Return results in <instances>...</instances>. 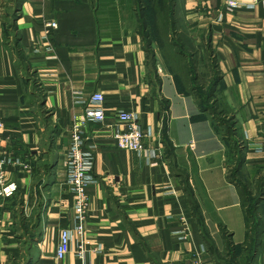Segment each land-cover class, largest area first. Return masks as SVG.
<instances>
[{
	"label": "crops",
	"instance_id": "1",
	"mask_svg": "<svg viewBox=\"0 0 264 264\" xmlns=\"http://www.w3.org/2000/svg\"><path fill=\"white\" fill-rule=\"evenodd\" d=\"M4 1L2 149L18 166L6 172L16 191L0 197V264L21 254L17 215L29 218L36 194L40 210L27 264H82L78 249L85 264H220L214 255L226 253V244L242 245L243 211L227 174L240 157L246 182L264 175V0L224 11L220 20L216 9L226 0H178L187 30L207 38L215 61L213 110L194 93H180L167 72L160 70L155 84L138 34L109 22L101 0H20L11 13ZM7 19L13 41L4 37ZM48 21L57 23L50 51L41 40ZM95 93L103 96L104 121L86 128L96 180L88 188V221L57 260L60 231L73 219L64 168L70 128ZM122 111L135 117L145 147L158 157L116 147L111 133L124 127L116 118ZM214 113L231 119L230 138ZM259 208L255 264H264V187Z\"/></svg>",
	"mask_w": 264,
	"mask_h": 264
},
{
	"label": "rangeland",
	"instance_id": "2",
	"mask_svg": "<svg viewBox=\"0 0 264 264\" xmlns=\"http://www.w3.org/2000/svg\"><path fill=\"white\" fill-rule=\"evenodd\" d=\"M103 4L102 13L107 17V20L114 23L116 26L122 29H129L136 33L139 32V18L137 16L136 6L133 5V0H101ZM5 6V13H11V10L18 4L17 0H6L3 2ZM176 26L175 30L169 32V38L165 39L160 35V25L157 31L150 28V34H141V44L143 46L149 76L155 82L157 81V75L160 74L159 70L167 73H171L178 80V75H181L183 68L188 71L187 79L188 85L185 86L183 81L179 79L180 88L185 92H191L200 97V104L203 106H210L212 110L216 107L215 96L213 99L207 100L205 97L212 92V86L217 80V73L214 69L215 61L212 57L211 51L205 45L207 38L196 37L189 32L186 28V23L182 17L180 2L176 3ZM7 33L4 34L5 39L11 38L14 40L13 31L10 29V20H6ZM148 31V30H147ZM181 52V53H180ZM180 53V54H178ZM181 54L183 55L181 56ZM182 57L180 62L179 58ZM217 121L225 123V128L222 133L223 136H228L234 133L232 128L231 119L219 116L214 113ZM229 131V134H228ZM230 168L233 169L234 161L229 160ZM41 199L39 194H36V206L30 212L29 218H24L22 215H17V228L20 235L24 236L25 240L21 242V254H19L12 264H27L28 249L31 247V239L35 236L34 223L35 216L39 214V203ZM230 248L226 253L214 255V258L220 264H246V257L239 251H231ZM252 264H255L252 262Z\"/></svg>",
	"mask_w": 264,
	"mask_h": 264
},
{
	"label": "built area",
	"instance_id": "3",
	"mask_svg": "<svg viewBox=\"0 0 264 264\" xmlns=\"http://www.w3.org/2000/svg\"><path fill=\"white\" fill-rule=\"evenodd\" d=\"M256 3L257 0H226L222 10L216 9L217 20L221 19L224 11L235 12L241 9H253ZM56 29L55 21H48L44 24L41 40L45 49L49 51L52 44L51 33ZM87 104L82 116L73 119L70 128V143L64 159L65 184L73 197V219L69 227L60 231L55 251L57 260L64 259L74 236L84 234L90 210L88 188L96 183L92 174V154L86 149L88 140L86 128L90 123L104 121L103 96L100 93H95L89 97ZM116 118L124 124L122 129H115L111 133V138L117 148L131 152L147 151L149 157H158V152L145 147V134L133 115L122 111L116 115ZM3 131L4 123L0 120V197H9L16 191V185L6 181V172L10 167L18 166V162L11 160L2 149ZM112 180L116 186L120 184L117 181L114 182V179ZM75 256L82 264H85V250H76Z\"/></svg>",
	"mask_w": 264,
	"mask_h": 264
},
{
	"label": "trees",
	"instance_id": "4",
	"mask_svg": "<svg viewBox=\"0 0 264 264\" xmlns=\"http://www.w3.org/2000/svg\"><path fill=\"white\" fill-rule=\"evenodd\" d=\"M19 1L20 0H17V2ZM176 3L177 0H133V5L136 6V13L140 20L139 32L137 33L139 38L141 37V34L149 35L150 28L152 31L153 29L157 31L158 26L156 24H159L161 27L160 35L165 39H167V37L169 38V32H174V27L177 23L175 18L177 12ZM10 29L12 30V27ZM182 55L183 54H181V56ZM178 58L180 62L182 57ZM187 74L188 71L183 68L181 75H178L177 80L174 75L170 73L180 93H184L185 91L180 88L181 85L179 79H181L184 85L187 86ZM157 83L158 79L155 84ZM191 92L193 93V91ZM212 95L213 93L210 92V94L205 98L209 100V98H212ZM217 122L219 123L222 121ZM231 136L232 134L228 135L227 137L230 138ZM232 171L233 174H227V179L228 181H230V183L235 184L238 189L240 205L243 211L246 236L245 241L242 245L232 246L230 244H226V250L228 251L230 248H232V252L236 250L237 252L239 251L246 257V259H244L246 261L245 263L252 264V262L255 263V256L259 247L262 230L259 203L263 194L264 175L258 177L252 185L249 182H246V180L244 179V175L242 174V159H240V157H236L235 167ZM236 175L241 179L242 183H239L238 179H236L235 177ZM210 251L212 250L210 249Z\"/></svg>",
	"mask_w": 264,
	"mask_h": 264
},
{
	"label": "water",
	"instance_id": "5",
	"mask_svg": "<svg viewBox=\"0 0 264 264\" xmlns=\"http://www.w3.org/2000/svg\"><path fill=\"white\" fill-rule=\"evenodd\" d=\"M17 11V10H16Z\"/></svg>",
	"mask_w": 264,
	"mask_h": 264
}]
</instances>
